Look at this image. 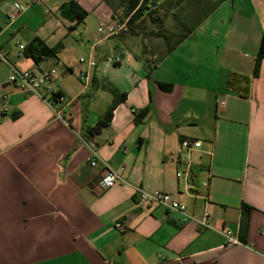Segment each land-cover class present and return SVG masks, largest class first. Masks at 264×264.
Returning a JSON list of instances; mask_svg holds the SVG:
<instances>
[{
  "label": "crops",
  "instance_id": "obj_1",
  "mask_svg": "<svg viewBox=\"0 0 264 264\" xmlns=\"http://www.w3.org/2000/svg\"><path fill=\"white\" fill-rule=\"evenodd\" d=\"M69 1L41 0L8 24L13 3L29 0H0V264H264V58L253 76L264 0H225L170 53L139 30L143 17L101 37L127 1L72 0L87 11L77 25L60 14ZM35 40L56 52L41 59ZM57 64L61 119L37 96L1 87L13 68ZM110 89L126 98L91 134ZM184 139L203 145L187 152ZM91 149L121 177L106 190ZM137 188L170 193L186 216L140 203ZM205 213L211 228L199 230L192 219Z\"/></svg>",
  "mask_w": 264,
  "mask_h": 264
},
{
  "label": "built area",
  "instance_id": "obj_2",
  "mask_svg": "<svg viewBox=\"0 0 264 264\" xmlns=\"http://www.w3.org/2000/svg\"><path fill=\"white\" fill-rule=\"evenodd\" d=\"M41 3V0H29V4H21L18 2L13 3L12 8L13 12L8 14V24H11L13 21L17 19V17L27 10L29 5ZM128 20V19H127ZM127 20L120 21L119 17L115 15L114 19L105 25H101L97 28L98 33L101 35L103 39L119 37L123 32L127 30ZM74 40H77L74 37ZM20 50L24 49V45H18ZM115 63H118L121 58L119 55H115L113 58ZM79 63L87 64L89 67L95 66V62L91 60H87L84 57L79 58ZM59 76V64L55 65L50 69H46L40 72H34L30 70L18 71L16 69H12V73L8 76L5 84H2L1 87H11L18 92L22 93L25 96L35 95L40 98L54 113L56 118H62L61 110L57 109V104L65 103V96L62 95L55 87L54 84L57 81ZM79 80L84 81L87 80V74L85 72H80ZM1 99L4 102L1 105V111H6V103L8 101V94L4 93L1 95ZM132 112H135L134 109ZM203 145L202 141L199 140H188L184 139L181 141L180 146L181 149L185 151H192L200 148ZM209 145H211L209 143ZM103 161L98 156L97 152L91 149V157L89 158V164L92 167H95L97 164ZM105 166V164H104ZM187 169L190 168L189 164H186ZM123 170V167L120 168ZM182 176V172H176V177L180 178ZM121 180L120 175L112 170H109L107 166H105V173L101 178L98 187L100 190H106L112 186H114L118 181ZM189 189V184L187 185ZM137 198L140 203L153 207L159 206L164 208L168 212L178 213L180 215L186 216V205L174 199L173 196L165 191L152 190L147 191L141 188H137L135 190ZM189 218V217H187ZM191 219V218H190ZM195 221L199 230L210 229V216L205 213L199 219H192ZM117 229L122 230L123 227L120 223L115 224ZM228 244L235 245L239 244V241L232 238L228 232L225 233Z\"/></svg>",
  "mask_w": 264,
  "mask_h": 264
},
{
  "label": "trees",
  "instance_id": "obj_3",
  "mask_svg": "<svg viewBox=\"0 0 264 264\" xmlns=\"http://www.w3.org/2000/svg\"><path fill=\"white\" fill-rule=\"evenodd\" d=\"M127 3L123 5L125 14L128 16L127 24L129 23V26L133 21H136L139 18H142L144 15V10L148 7V4L151 2V0H125ZM224 0H216L214 5H193L191 17H192V23L190 25H185L184 22H182L181 26L183 27V30L181 32H174L170 33L164 29L158 28L157 36L161 37L166 45V52L170 53L173 51L180 43H182L186 37L191 34L194 29L201 24L203 20H205L211 12L218 6V4ZM167 3V1H165ZM156 8V7H155ZM60 14L62 17L67 19L70 22L75 21V25L81 23L85 17L87 16V11L83 10L76 2L70 0L67 3H63L59 8ZM143 20V19H142ZM159 23H162V19L159 18ZM74 27L69 26L68 30H72ZM36 48L39 50L40 58H44L47 56H52L57 48H46L44 47L39 40H35L32 44V49L36 50ZM264 58V34L261 36L260 43H259V49L255 58V65L253 69V76L257 77L259 73V67L261 64L262 59ZM33 60L36 61L35 58ZM161 88L165 90L170 89V85L167 84H158ZM110 91L113 94V101L109 108L106 110V112L99 118L97 124L95 127L88 128V132L91 134H96L100 131L101 128L107 126L112 118V112L115 108V106L119 102H123L126 98L125 93H119L113 89H110ZM118 95V99H116V96ZM146 114V109H143L138 116L134 119L135 123H139L144 115ZM246 231V222L245 218L241 221V227H240V234H241V242L242 235L245 234Z\"/></svg>",
  "mask_w": 264,
  "mask_h": 264
},
{
  "label": "rangeland",
  "instance_id": "obj_4",
  "mask_svg": "<svg viewBox=\"0 0 264 264\" xmlns=\"http://www.w3.org/2000/svg\"><path fill=\"white\" fill-rule=\"evenodd\" d=\"M165 1H167V3H165ZM224 1H221L218 5ZM215 2L216 0H151L148 7L144 10L143 22H140L138 28L141 32L148 31L150 38L153 40L158 37V28L164 29L170 33L181 32L183 30L181 26L182 22H184L185 25H190L192 23L191 12L193 10V5H214ZM118 8L119 7H117L116 10ZM116 16L119 17L120 21H124L128 17L125 14L124 7L116 12ZM159 18L162 19V23H159ZM135 42L139 44L141 43V39L136 38ZM133 47L131 50L137 53L136 45ZM157 48L166 49L164 40L161 41L160 46Z\"/></svg>",
  "mask_w": 264,
  "mask_h": 264
}]
</instances>
